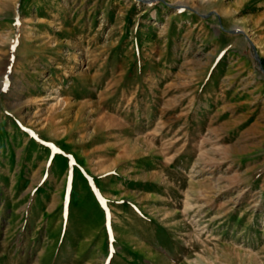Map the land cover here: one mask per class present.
<instances>
[{
  "label": "rangeland",
  "instance_id": "1",
  "mask_svg": "<svg viewBox=\"0 0 264 264\" xmlns=\"http://www.w3.org/2000/svg\"><path fill=\"white\" fill-rule=\"evenodd\" d=\"M0 264H264V0H0Z\"/></svg>",
  "mask_w": 264,
  "mask_h": 264
},
{
  "label": "snow or ice",
  "instance_id": "2",
  "mask_svg": "<svg viewBox=\"0 0 264 264\" xmlns=\"http://www.w3.org/2000/svg\"><path fill=\"white\" fill-rule=\"evenodd\" d=\"M11 69H9V71H10Z\"/></svg>",
  "mask_w": 264,
  "mask_h": 264
}]
</instances>
